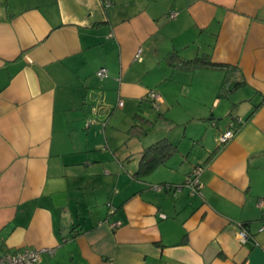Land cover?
Instances as JSON below:
<instances>
[{
  "label": "crops",
  "instance_id": "1",
  "mask_svg": "<svg viewBox=\"0 0 264 264\" xmlns=\"http://www.w3.org/2000/svg\"><path fill=\"white\" fill-rule=\"evenodd\" d=\"M198 56L240 84L220 96L225 68L180 65ZM117 99L135 120L118 142ZM162 139L175 152L137 178ZM26 246L55 249L39 264H264V0H0V256Z\"/></svg>",
  "mask_w": 264,
  "mask_h": 264
},
{
  "label": "built area",
  "instance_id": "2",
  "mask_svg": "<svg viewBox=\"0 0 264 264\" xmlns=\"http://www.w3.org/2000/svg\"><path fill=\"white\" fill-rule=\"evenodd\" d=\"M177 15V12H173L170 14V17H175ZM142 52L143 49L140 47L136 54L135 58L138 60L142 59ZM98 76L100 78H104L108 76V68L102 67L98 71ZM150 104L152 107L156 109H160L162 98L160 94H158L156 91L152 90L149 93L148 97ZM118 106L123 107L124 106V100H119ZM89 124V123H88ZM243 124V119L240 116L233 115L229 118L228 126L226 130L219 134L218 136V142L221 144L226 143L228 140L232 139L235 136L236 131L240 128V126ZM203 170V167L201 165H198L194 167V169L189 174L185 184L183 185L188 187L192 193L200 192V188L202 186V183L200 182L199 175L201 171ZM164 185H155L154 189L160 191L163 189ZM178 189H181L182 186L177 187ZM119 222H116L115 225H117ZM241 237L243 238L245 236V232H240ZM45 251L50 252L53 254L55 252V249L53 248H34V247H22L10 252H7L0 256V264H39L41 261V254Z\"/></svg>",
  "mask_w": 264,
  "mask_h": 264
},
{
  "label": "trees",
  "instance_id": "3",
  "mask_svg": "<svg viewBox=\"0 0 264 264\" xmlns=\"http://www.w3.org/2000/svg\"><path fill=\"white\" fill-rule=\"evenodd\" d=\"M170 59H174V54L170 55ZM180 65L187 69H196L199 67L225 68L227 70V74L219 89L220 96L228 95L235 86L240 84L230 76L231 73H233L231 67L228 65L214 63L209 57L206 56H198L189 60H182ZM231 116H233V114H231L230 117ZM133 128H137V126L134 125ZM176 148L177 146L171 144L167 139L159 140L156 143L146 147L141 152L139 166L135 172V176L137 178H143L153 172L158 166L164 164L168 160V158L175 152Z\"/></svg>",
  "mask_w": 264,
  "mask_h": 264
},
{
  "label": "rangeland",
  "instance_id": "4",
  "mask_svg": "<svg viewBox=\"0 0 264 264\" xmlns=\"http://www.w3.org/2000/svg\"><path fill=\"white\" fill-rule=\"evenodd\" d=\"M113 104H114V107H117L118 106V99L117 100H115V101H113ZM143 107V106H142ZM125 107H122V108H119V110L116 112V114H115V119H114V123L116 124H119L120 125V127H118V128H120L119 129V132H121V134L119 135V136H115L116 137V139L114 138V140L116 141V142H118V140H122V138L125 136L126 137V130L129 128V125H127V124H134V114L132 113V114H127L126 112H127V110H125L124 109ZM117 109V108H116ZM143 109V111H140L141 113L140 114H143V115H145V113L146 114H149V112H152V113H158V109H156V108H153V107H150L148 104H145L144 105V107L142 108ZM125 114H124V113ZM146 116H148V115H146ZM226 119H227V116L224 114L223 116H222V119L220 120V122H221V124H222V127H224V123H225V121H226ZM137 121V120H136ZM140 121V120H139ZM110 126V125H109ZM116 126V125H115ZM115 129V128H114ZM116 130V129H115ZM224 130V129H223ZM225 131V130H224ZM155 133V132H154ZM156 140V139H155ZM132 161H134V159L132 160Z\"/></svg>",
  "mask_w": 264,
  "mask_h": 264
}]
</instances>
